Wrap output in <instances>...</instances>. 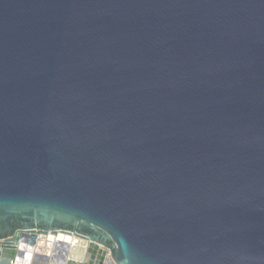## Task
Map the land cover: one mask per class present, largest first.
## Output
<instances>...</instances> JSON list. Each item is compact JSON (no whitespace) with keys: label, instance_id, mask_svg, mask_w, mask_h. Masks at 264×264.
Wrapping results in <instances>:
<instances>
[{"label":"water","instance_id":"obj_1","mask_svg":"<svg viewBox=\"0 0 264 264\" xmlns=\"http://www.w3.org/2000/svg\"><path fill=\"white\" fill-rule=\"evenodd\" d=\"M55 263L264 264V0H0V264Z\"/></svg>","mask_w":264,"mask_h":264},{"label":"crops","instance_id":"obj_2","mask_svg":"<svg viewBox=\"0 0 264 264\" xmlns=\"http://www.w3.org/2000/svg\"><path fill=\"white\" fill-rule=\"evenodd\" d=\"M71 259H73V261H75V262L77 261V260H75L74 258H71ZM55 264H56V263H55Z\"/></svg>","mask_w":264,"mask_h":264}]
</instances>
